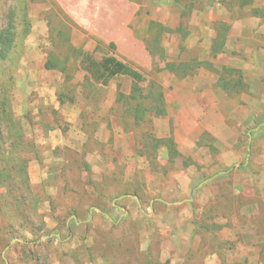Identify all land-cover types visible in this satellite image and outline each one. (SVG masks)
Listing matches in <instances>:
<instances>
[{"label": "rangeland", "instance_id": "obj_1", "mask_svg": "<svg viewBox=\"0 0 264 264\" xmlns=\"http://www.w3.org/2000/svg\"><path fill=\"white\" fill-rule=\"evenodd\" d=\"M6 29L0 264H264V0H0Z\"/></svg>", "mask_w": 264, "mask_h": 264}, {"label": "trees", "instance_id": "obj_2", "mask_svg": "<svg viewBox=\"0 0 264 264\" xmlns=\"http://www.w3.org/2000/svg\"><path fill=\"white\" fill-rule=\"evenodd\" d=\"M0 40L3 46H8L11 40H13V34L10 33V30L6 29ZM4 53L2 52V56L5 55ZM81 64L88 76L102 85H108L118 76H127L133 80L135 91H137L139 90V85L145 81V76L140 71L114 55H107L97 59L93 53H84ZM46 67L48 68V66ZM253 133L250 134V137L253 136Z\"/></svg>", "mask_w": 264, "mask_h": 264}]
</instances>
